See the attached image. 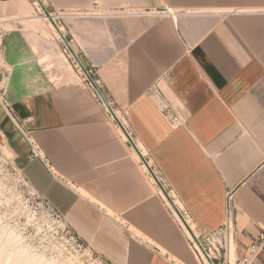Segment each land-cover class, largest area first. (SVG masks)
<instances>
[{
	"label": "crops",
	"instance_id": "1",
	"mask_svg": "<svg viewBox=\"0 0 264 264\" xmlns=\"http://www.w3.org/2000/svg\"><path fill=\"white\" fill-rule=\"evenodd\" d=\"M46 1L66 14L99 4L100 16L66 17L62 26L127 110L140 148L125 140L58 39L26 26L31 0H0L4 95L43 158L31 156L2 107L0 127L29 182L112 264H203L190 238L228 224L216 263L245 264L264 233V0ZM144 159L190 211L192 237L157 194ZM246 264H264V252Z\"/></svg>",
	"mask_w": 264,
	"mask_h": 264
},
{
	"label": "rangeland",
	"instance_id": "2",
	"mask_svg": "<svg viewBox=\"0 0 264 264\" xmlns=\"http://www.w3.org/2000/svg\"><path fill=\"white\" fill-rule=\"evenodd\" d=\"M40 11V6L31 0L27 19L41 16ZM25 23L44 39L52 40L57 36L49 21ZM2 65L0 57V87L3 86ZM201 240L205 244V238ZM212 241L215 246L219 245L216 237ZM0 247V262L9 264H112L78 237L29 182L17 161L14 147L3 133L0 134Z\"/></svg>",
	"mask_w": 264,
	"mask_h": 264
},
{
	"label": "built area",
	"instance_id": "3",
	"mask_svg": "<svg viewBox=\"0 0 264 264\" xmlns=\"http://www.w3.org/2000/svg\"><path fill=\"white\" fill-rule=\"evenodd\" d=\"M40 6L41 18L45 21H49L50 24L55 29L57 36L56 38L61 44V49L63 55L70 60V62L75 66V68L81 72L83 81L94 88V95L98 102L101 104L105 112L108 114L109 118L117 120V123L123 129V136L127 142L133 147L139 150L140 148V137L136 130L130 124L128 119L127 110L118 109L115 106V102L107 92V90L99 84V82L94 78V71L92 67L87 66L81 59L77 49L73 44V40L68 38L67 31L62 26V20L66 17L70 18H88L100 16L98 12L99 4H93L88 8L85 13L72 12L66 14L64 12H59L58 10L49 6L46 0H34ZM1 49V48H0ZM0 105L5 110V112L10 116L17 128L27 137L31 144V156L43 158L42 150L38 143L32 140L29 136V130L27 128V120L20 118L13 110L10 102L6 99L4 95L3 86L0 87ZM160 105L163 107L165 115L170 119L174 125H179L181 119L179 115L172 110L170 106L163 100L160 101ZM0 134H2V129L0 127ZM144 162L148 165L145 169V173L148 176L150 182L156 188L157 194L162 198L164 204L172 214V216L182 225L183 222L188 224V219L190 218V211L181 207L178 203V197L174 193V189L170 181L159 171L154 170L147 160ZM230 200L232 199V193H229ZM183 226V225H182ZM232 230V225L228 224L224 227L218 229L217 231L209 234L205 237V244L199 238H190V247L194 253L201 258L204 254L208 258L209 264H218L215 259L217 258V253L219 251L218 246L213 243L214 237L219 241V246H225L228 243L230 237V231ZM260 252H264V233L261 234L260 238L255 241L248 249L243 262L246 264L253 258H255Z\"/></svg>",
	"mask_w": 264,
	"mask_h": 264
},
{
	"label": "bare ground",
	"instance_id": "4",
	"mask_svg": "<svg viewBox=\"0 0 264 264\" xmlns=\"http://www.w3.org/2000/svg\"><path fill=\"white\" fill-rule=\"evenodd\" d=\"M32 20L33 21H39V20H42V18H41V16H39V15H37V16H32ZM182 225H183V227L185 228V230H186V232L189 234V236H191L192 237V233H190V231H189V229H188V225H187V223H185V222H183L182 223ZM1 248V247H0ZM231 249L233 250V243L231 244ZM2 251V250H1ZM233 252V251H232ZM2 253V252H1ZM8 257V256H7ZM201 260H202V263L203 264H209V262H208V258L204 255V254H202V256H201V258H200ZM1 260L3 261V258L1 257ZM8 260V259H7ZM27 260V259H26ZM29 260H30V258H29ZM28 260V261H29ZM32 261V260H31ZM24 262V261H23ZM26 262V261H25ZM28 263V262H27ZM33 263V262H32ZM0 264H9V263H7V261H6V263H3V262H0ZM30 264V263H29ZM74 264V263H73ZM76 264V263H75Z\"/></svg>",
	"mask_w": 264,
	"mask_h": 264
}]
</instances>
